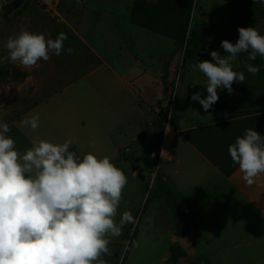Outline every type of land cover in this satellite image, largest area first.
<instances>
[{"label": "crops", "instance_id": "0c3cea01", "mask_svg": "<svg viewBox=\"0 0 264 264\" xmlns=\"http://www.w3.org/2000/svg\"><path fill=\"white\" fill-rule=\"evenodd\" d=\"M133 2L85 0L66 5L65 21L60 23L75 34L93 61L73 82L38 101L22 115L23 118L38 115L39 128L66 136L72 141L70 151L78 155L98 154L106 143L114 142V131L121 130L120 139L126 142H115L113 154L134 159L125 153L139 149L140 136L148 128L145 137L150 141V156L155 154L151 147L153 115L159 118L166 109L164 66L168 67L169 85L178 78L174 72L176 55L170 58L175 42L131 23ZM150 33L169 41H154ZM218 48H222L221 44L212 50ZM203 60L212 58L209 55L187 60L182 65L176 83L179 98L171 113L173 145L171 152L160 160L161 175L193 221L197 255L206 258L208 264H264V174L251 186L243 180L238 168L225 176L182 135L185 130L227 119L226 110L210 108L205 112L198 101L191 99L194 92H200L202 98L207 96V78L191 67ZM237 61L238 56L233 68L239 65L236 66ZM222 90L218 88L217 93ZM164 128L163 121V132ZM24 135L31 146L34 135L27 129ZM128 141L131 147L126 145ZM138 169L139 166L133 167L134 174ZM166 256L162 254L159 264H165ZM184 258L176 264H187Z\"/></svg>", "mask_w": 264, "mask_h": 264}, {"label": "clouds", "instance_id": "9594fccd", "mask_svg": "<svg viewBox=\"0 0 264 264\" xmlns=\"http://www.w3.org/2000/svg\"><path fill=\"white\" fill-rule=\"evenodd\" d=\"M264 3V0H253ZM233 44L221 41L227 55L209 52L212 60L195 62L191 67L207 78V96L191 95L205 112L218 99L217 89L233 93V83H244V72L233 69L240 53L248 60L264 57V35L254 27H238ZM67 34L55 39L21 27L4 45L7 56L0 64L13 63L30 69L38 61H48L62 52ZM248 73L256 75L259 66L245 64ZM20 128H39V116H26ZM9 125L0 121V264H105L102 254H109L111 237H118L126 223L133 222L129 211L116 221L127 178L108 156L70 151L71 140L53 143L39 136L23 152L15 147ZM234 165L243 180L251 186L264 174V135L247 128L228 146Z\"/></svg>", "mask_w": 264, "mask_h": 264}, {"label": "rangeland", "instance_id": "374dc122", "mask_svg": "<svg viewBox=\"0 0 264 264\" xmlns=\"http://www.w3.org/2000/svg\"><path fill=\"white\" fill-rule=\"evenodd\" d=\"M149 1L155 3L156 0ZM252 4L261 11V21L254 28L264 35V3H254L252 0ZM233 12L232 6L225 0H195L192 5L190 27L211 29L223 35L228 28V18ZM21 27L33 33L43 34L46 39H55L60 32H64L67 34L64 48L74 49L71 55L66 52H62L59 56L50 54L48 61L40 60L36 67L30 69L10 62L0 64L1 67L7 69L17 68L27 72V76L21 80L10 78L0 80V121L9 125L10 131L7 135L14 139L16 149L23 152L30 147L24 135L26 129L32 135L53 143H63L68 139L66 136L56 133L57 131L48 133L46 129L38 128L33 132L27 127L20 128L19 122L26 110L73 82L80 75L82 69L93 60L68 27L44 14L31 0H0V56H7L4 45L10 36L18 34ZM150 35L154 37V41L157 39L169 41V39L156 34L150 33ZM222 49L218 48L217 51L220 54H225ZM238 58L236 66L240 63L248 64V60L241 57L240 54H238ZM175 60L174 72L176 77L178 76L176 78V83H178L179 74L184 68L181 62V52L176 54ZM176 83H170L167 98L163 99L166 107L163 110L168 109L167 115L170 110L172 113L174 104L179 98ZM238 83H233L232 88ZM162 114L163 111L159 115ZM156 118L157 116L153 115V119ZM148 131L149 128L145 129L140 136L142 142L137 151L131 150L130 153H125L126 156H133L134 159L115 157L113 154L115 142H126L124 139H120L121 130L114 131V142L106 143L103 150L96 154L98 157H110L112 163L121 169L127 178L116 221L119 222L120 214L124 211H129L133 216V222L123 226L120 236L110 238L109 254H102L100 257L105 261V264H159L162 254L166 253L168 258L170 246L177 243L174 220L166 202L161 198L153 197L154 181L158 173L161 174L162 162L159 157L155 161L154 153H152V157L150 156L152 152L150 141L147 136L145 137ZM130 142L128 141L126 144L128 147H131ZM84 146L90 148L89 145ZM132 164L136 167L139 166L136 174H134ZM147 199L149 202L145 205ZM113 248L115 249L112 254ZM184 259L185 263L189 264V258L185 257Z\"/></svg>", "mask_w": 264, "mask_h": 264}, {"label": "trees", "instance_id": "16d2710c", "mask_svg": "<svg viewBox=\"0 0 264 264\" xmlns=\"http://www.w3.org/2000/svg\"><path fill=\"white\" fill-rule=\"evenodd\" d=\"M194 1L156 0L152 3L149 0H134L130 9V22L173 39L175 49L170 54V58L181 52L183 65L187 60L208 57L209 52L216 45H220L222 40H228L234 44L238 39V27H255L261 21V11L252 4V0H225L232 6L234 12L228 18V30L224 35L211 29L190 27ZM240 56L248 60L247 53H240ZM248 64L259 66L260 71L252 75L247 72L245 64L240 63L234 70L244 72V83L234 85L231 95L226 89L220 91L218 101L211 107V109L226 110L227 119L182 132L184 138L225 176L231 175L238 168L232 163L228 153V146L235 142L236 137L242 136L247 128H253L264 135V57L257 55L255 60H248ZM167 68L165 65L162 75L164 99L170 91ZM26 76L25 70L0 66V80L7 78L21 80ZM167 113L168 109L152 123L151 147L155 152V161L158 159L163 121ZM132 166L135 167L134 164ZM153 190V197L161 198L166 202L174 220L175 235L180 237L190 231L193 221L186 213L177 194L160 173L155 178ZM148 202L147 199L145 205ZM169 252L170 255L165 264H176L180 258L188 257L178 242L170 246ZM189 264H208V262L206 258L197 255L195 259L189 258Z\"/></svg>", "mask_w": 264, "mask_h": 264}, {"label": "built area", "instance_id": "2783aa9c", "mask_svg": "<svg viewBox=\"0 0 264 264\" xmlns=\"http://www.w3.org/2000/svg\"><path fill=\"white\" fill-rule=\"evenodd\" d=\"M34 5L42 9L47 15L54 18L59 22H64V14L63 10L65 9L67 4H79L84 2L85 0H31ZM174 102V101H173ZM171 104V108L173 105ZM164 132L162 135L161 144L159 147L158 157L159 159H163L167 156L171 150L173 145V130L174 128L171 125V110L164 121Z\"/></svg>", "mask_w": 264, "mask_h": 264}, {"label": "water", "instance_id": "95a60500", "mask_svg": "<svg viewBox=\"0 0 264 264\" xmlns=\"http://www.w3.org/2000/svg\"><path fill=\"white\" fill-rule=\"evenodd\" d=\"M177 242L180 248L185 252V254L190 259H195L197 256L195 247H194V232L193 229L185 233L184 235L177 238Z\"/></svg>", "mask_w": 264, "mask_h": 264}]
</instances>
